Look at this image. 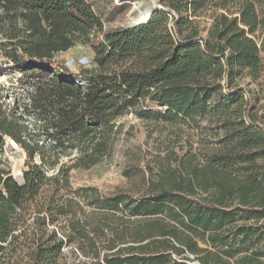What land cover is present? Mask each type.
Returning <instances> with one entry per match:
<instances>
[{"label":"trees","instance_id":"16d2710c","mask_svg":"<svg viewBox=\"0 0 264 264\" xmlns=\"http://www.w3.org/2000/svg\"><path fill=\"white\" fill-rule=\"evenodd\" d=\"M160 1L173 12L105 29L91 0H0V51L28 83L26 98L0 88V264L22 235L25 264H72L64 246L77 264H264V83L239 85L264 73V0ZM78 44L94 67L56 65ZM128 112L198 127L202 146L131 170L138 197L73 190L72 170L113 158ZM7 138L26 154L18 176Z\"/></svg>","mask_w":264,"mask_h":264},{"label":"rangeland","instance_id":"374dc122","mask_svg":"<svg viewBox=\"0 0 264 264\" xmlns=\"http://www.w3.org/2000/svg\"><path fill=\"white\" fill-rule=\"evenodd\" d=\"M151 1L153 0H140L139 2L149 3ZM91 2L97 13L101 15L105 29L125 26L134 9V4H137L134 0L126 2L125 0H91ZM133 2L136 3L133 4ZM211 13L212 10L208 9L198 17L202 28L210 25ZM94 55L95 52L89 45L78 44L74 48L58 54L55 63L63 67L66 61L75 58L76 61L68 67V70L78 73L81 71V66L90 68L95 66ZM263 81L264 73L258 80L245 74L239 85L249 90L259 87L260 82L264 83ZM0 88L8 94L10 93L12 97L26 98L28 96L27 78L23 77L21 71L14 68V64L5 58L1 51ZM118 122L123 124V132L116 144L113 158L89 170H72L70 180L73 190L96 186L106 194L124 190L138 197L147 192L148 182L143 177L136 176L131 170H142L146 173V178H149L150 170L157 171L175 166L178 156L183 155L190 148L202 146L199 128L192 127L187 123L143 119L133 112H128ZM205 122L202 121L201 124ZM7 140L4 158L6 164L11 168L12 174L18 176L27 168L26 154L13 143L12 139L7 138ZM16 243H18L17 251L13 255L6 254L3 257V264H10L11 256L12 264H25L27 247L30 242L26 235H22ZM63 251L64 259L69 263L77 264L80 260H85L84 256L80 254L79 258L73 256V246H64Z\"/></svg>","mask_w":264,"mask_h":264},{"label":"water","instance_id":"95a60500","mask_svg":"<svg viewBox=\"0 0 264 264\" xmlns=\"http://www.w3.org/2000/svg\"><path fill=\"white\" fill-rule=\"evenodd\" d=\"M134 1H136L138 3L140 0H134ZM157 2H158V6L155 7V8L150 9L149 12L146 14V16L145 15H142V13H140V12L136 13V18L133 20V22H127L126 25H125V27L126 28H130V27H135L137 25H141L143 23H146V22H148L151 19V17L153 16V14L155 12H157V11L173 12L170 8L165 7L160 2V0H157ZM13 143L15 144L14 141H13Z\"/></svg>","mask_w":264,"mask_h":264},{"label":"bare ground","instance_id":"6f19581e","mask_svg":"<svg viewBox=\"0 0 264 264\" xmlns=\"http://www.w3.org/2000/svg\"><path fill=\"white\" fill-rule=\"evenodd\" d=\"M157 6H158L157 0H153L149 3L138 2L137 4H134V9L131 13V16L128 19V22H133V20L136 18V13L140 12L142 13V15L146 16V14L149 12L150 9L155 8Z\"/></svg>","mask_w":264,"mask_h":264}]
</instances>
